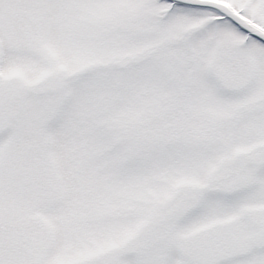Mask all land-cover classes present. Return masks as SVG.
Masks as SVG:
<instances>
[{
	"label": "snow or ice",
	"instance_id": "obj_1",
	"mask_svg": "<svg viewBox=\"0 0 264 264\" xmlns=\"http://www.w3.org/2000/svg\"><path fill=\"white\" fill-rule=\"evenodd\" d=\"M0 264H264V0H0Z\"/></svg>",
	"mask_w": 264,
	"mask_h": 264
}]
</instances>
